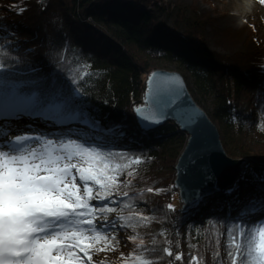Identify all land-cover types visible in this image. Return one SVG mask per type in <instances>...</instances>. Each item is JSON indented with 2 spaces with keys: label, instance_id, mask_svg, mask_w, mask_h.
I'll return each mask as SVG.
<instances>
[{
  "label": "trees",
  "instance_id": "16d2710c",
  "mask_svg": "<svg viewBox=\"0 0 264 264\" xmlns=\"http://www.w3.org/2000/svg\"><path fill=\"white\" fill-rule=\"evenodd\" d=\"M156 1L0 0V60L14 70L7 76L0 103L20 115L47 118L59 138L110 148L118 154L116 163L128 165L115 195L127 192L129 198L106 214L109 221L133 218L121 222L129 227L117 229L127 237L124 261L135 254L159 264H192V257L199 264H230L226 231L233 221L243 217L251 224L264 219V164L247 162L230 188L177 212L172 167L186 134L172 122L141 131L132 106L140 102L149 63H169L189 74L198 97L212 99L209 117L225 141L231 131L242 142L252 133L259 140L253 147L260 149L264 46L253 41L245 51H232L219 44L228 54L213 52L202 26L210 21L208 8L200 12L192 5L190 16L177 9L173 23L165 26L153 15L154 7L146 6ZM78 14L92 20L84 22ZM74 87L79 89L73 94L79 101L76 119L63 111L39 112L31 106L33 93L50 98L55 91L70 93ZM14 89L22 95H14ZM23 98L30 100L27 107ZM194 99L199 104L200 99ZM128 172L133 175L128 177ZM99 203L103 202L95 204ZM138 214L149 219L139 220ZM132 236L138 239L133 242ZM166 247L182 259L167 256Z\"/></svg>",
  "mask_w": 264,
  "mask_h": 264
},
{
  "label": "snow or ice",
  "instance_id": "6c2138e0",
  "mask_svg": "<svg viewBox=\"0 0 264 264\" xmlns=\"http://www.w3.org/2000/svg\"><path fill=\"white\" fill-rule=\"evenodd\" d=\"M12 71L0 60V96ZM74 93L79 89L55 91L50 98L33 93L31 106L39 112L63 111L69 119H76L79 101ZM13 94L22 95L18 89ZM10 115L0 103V264H103L93 261V254L115 250L119 243L107 230L129 227L121 222L133 219L118 216L109 221L106 215L115 211L112 205L120 207L129 198L127 192L123 197L115 195L119 177L128 165L116 163L117 153L95 143L72 137L48 138L7 127ZM94 200L103 203L94 204ZM137 218L149 219L142 214ZM226 235L230 264H264V219L249 224L241 217L233 221ZM129 239L135 242L138 237ZM163 252L177 261L182 259L170 248ZM191 260L199 264L196 257ZM124 264L159 262L129 254Z\"/></svg>",
  "mask_w": 264,
  "mask_h": 264
},
{
  "label": "water",
  "instance_id": "95a60500",
  "mask_svg": "<svg viewBox=\"0 0 264 264\" xmlns=\"http://www.w3.org/2000/svg\"><path fill=\"white\" fill-rule=\"evenodd\" d=\"M140 99L132 106V112L141 131L172 122L186 134L172 167L177 212H186L203 198L235 183L250 158L232 157L226 152L216 124L195 101L180 72L150 70Z\"/></svg>",
  "mask_w": 264,
  "mask_h": 264
},
{
  "label": "rangeland",
  "instance_id": "374dc122",
  "mask_svg": "<svg viewBox=\"0 0 264 264\" xmlns=\"http://www.w3.org/2000/svg\"><path fill=\"white\" fill-rule=\"evenodd\" d=\"M228 1L230 0H163V1L158 0L155 2L156 7L155 5L152 4V2L148 3L146 6L154 7V11L152 12L153 15L157 18L158 21L162 22L165 26H170L173 23L175 11L177 9L181 8L182 12L186 16H190L191 13L190 7H192V5H194L196 9H198V11L200 12H203L205 9L208 8L210 21L207 22V24L203 23L202 26H204L203 34L206 38L205 43L207 44L208 49H210L213 52L219 54H228L227 50L221 49L223 47L221 48L218 47L219 44H221L224 47L226 46L227 48L228 47L231 48L232 51H245L246 49H249L250 46H253V41L264 46V0H250L257 14L246 22L243 30L234 38H230L229 36H227L223 32V30H221L216 25V21L222 15L224 8L227 6ZM2 5L5 6L8 4L6 3L4 5L2 3ZM163 7L165 9H163ZM154 68H164L167 70H176L180 72L181 75L184 77L186 85L193 98L196 97L198 100L200 99L199 100L200 106L206 111L208 115L211 113L212 99L207 97L200 98L197 96V94L195 93L192 79L188 73L176 69L173 65L169 63H164L160 61L150 62L148 68L144 69V72L148 73L150 70ZM23 99H24L23 105L25 103L26 104L25 107H27V104L30 102V100L29 98L28 99L23 98ZM4 107L6 112H10L11 114L17 116L18 112L16 110L10 109V107L7 106ZM13 111H15L16 114ZM16 118L17 117H14V121H13L14 124L16 123ZM33 118L42 121V119L38 117H33ZM25 123L26 124L23 127H20L22 131L26 130L25 127L32 124L39 127L40 129L39 131L43 132V130L45 131L47 130L50 131L51 134L55 133V131L52 128L40 124L37 121L26 120ZM216 127L219 131V136H220V133H222V131L217 124ZM220 139L223 146L228 140L227 141L228 147L224 146V148L230 156L248 157L250 159L247 162L255 163L257 161L259 164H264V146L262 147L260 146V149H255V147H253V144L258 143L259 140L257 141L254 135L252 136V133H250V137L246 138V140L243 142L241 141V139L238 138V135L233 131L228 132V137L226 141L221 136ZM248 139L249 141H247ZM242 170H244V166ZM174 199H176V197H174ZM98 202L99 201L97 200L92 201V203H98ZM107 234L115 235L116 239L119 241V243L114 245L115 250L100 251L98 253L93 254V256L99 257L100 258L99 260L103 261V264H124L125 261L123 259H125L126 254L123 253L122 251L126 250L125 243L123 242L125 241V239H127V237L124 234H122L120 231L113 229L107 231ZM121 253L124 254L123 257H121Z\"/></svg>",
  "mask_w": 264,
  "mask_h": 264
},
{
  "label": "bare ground",
  "instance_id": "6f19581e",
  "mask_svg": "<svg viewBox=\"0 0 264 264\" xmlns=\"http://www.w3.org/2000/svg\"><path fill=\"white\" fill-rule=\"evenodd\" d=\"M256 14V10L250 0H230L222 15L217 19L216 25L227 36L234 38L243 30L246 22ZM13 119L14 116L11 114L9 119L5 121L7 127L13 128ZM99 259V257L93 256V261Z\"/></svg>",
  "mask_w": 264,
  "mask_h": 264
},
{
  "label": "built area",
  "instance_id": "2783aa9c",
  "mask_svg": "<svg viewBox=\"0 0 264 264\" xmlns=\"http://www.w3.org/2000/svg\"><path fill=\"white\" fill-rule=\"evenodd\" d=\"M148 8H151L150 6H148ZM79 17L82 19V21L84 22H90L92 19L90 18V16H85L83 14H78ZM163 207L165 208L166 205L164 204Z\"/></svg>",
  "mask_w": 264,
  "mask_h": 264
}]
</instances>
